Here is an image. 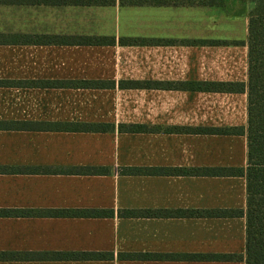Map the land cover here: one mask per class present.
I'll return each mask as SVG.
<instances>
[{
    "label": "crops",
    "instance_id": "obj_1",
    "mask_svg": "<svg viewBox=\"0 0 264 264\" xmlns=\"http://www.w3.org/2000/svg\"><path fill=\"white\" fill-rule=\"evenodd\" d=\"M255 5L0 0V264H246Z\"/></svg>",
    "mask_w": 264,
    "mask_h": 264
},
{
    "label": "trees",
    "instance_id": "obj_2",
    "mask_svg": "<svg viewBox=\"0 0 264 264\" xmlns=\"http://www.w3.org/2000/svg\"><path fill=\"white\" fill-rule=\"evenodd\" d=\"M255 7L249 13L248 23V81L247 83L202 82L194 83L199 88L225 91H245L248 95V124L232 129H208L210 133H243L248 139V165L246 168L204 169L211 173H236L247 179V221L246 264H264V0H253ZM131 42L123 39L122 42ZM82 42L90 44L112 43L114 38H87ZM87 84V82H81ZM123 84V83H121ZM104 125L95 131L108 130ZM139 131L140 129H128ZM7 170L0 168V171ZM103 170V169H102ZM180 173L200 172V169H177ZM84 172H97L95 168H86ZM131 173L142 172L141 168L129 169ZM106 213V212H103ZM133 213L125 211L124 214ZM106 254L87 253L78 258L106 259ZM129 259L147 258L129 254Z\"/></svg>",
    "mask_w": 264,
    "mask_h": 264
}]
</instances>
